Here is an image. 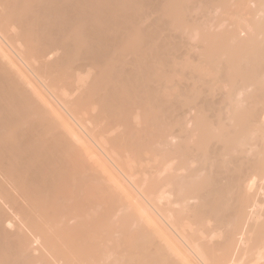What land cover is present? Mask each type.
<instances>
[{
  "label": "bare ground",
  "instance_id": "bare-ground-1",
  "mask_svg": "<svg viewBox=\"0 0 264 264\" xmlns=\"http://www.w3.org/2000/svg\"><path fill=\"white\" fill-rule=\"evenodd\" d=\"M260 179L264 0H0V264H264Z\"/></svg>",
  "mask_w": 264,
  "mask_h": 264
},
{
  "label": "rangeland",
  "instance_id": "rangeland-1",
  "mask_svg": "<svg viewBox=\"0 0 264 264\" xmlns=\"http://www.w3.org/2000/svg\"><path fill=\"white\" fill-rule=\"evenodd\" d=\"M190 26V25H189ZM174 27V26H173ZM185 27L186 26H183V27H181V28H184L185 29ZM193 27V28H192ZM162 28V27H161ZM189 28H192L193 29V31L191 32V31H189V33H190V36L191 37H193V35H192V33H194L195 31H194V26L192 25L191 27H189ZM188 28V29H189ZM183 29V30H184ZM180 30V29H179ZM190 30V29H189ZM188 30L186 29V31L185 32H187ZM179 32H182V30H180V31H178L177 33L179 34ZM189 33H188V37H187V35L185 34V38L187 39H189ZM138 33H135V34H133V35H137ZM195 34H196V32H195ZM180 35V34H179ZM195 37V36H194ZM193 37V38H194ZM197 37V36H196ZM193 38H191L192 40H193ZM195 39V38H194ZM197 39V38H196ZM183 40H185V39H183ZM186 41V40H185ZM185 41H183V44H185L184 42ZM197 41V40H196ZM195 40L194 41H192V43H195L196 42ZM178 42V41H177ZM186 42H190L191 43V40L189 41H186ZM179 43V42H178ZM181 43V42H180ZM180 43H179V45H180ZM188 43L187 44H185V45H183V44H181L180 46H182L183 45V48H185L186 49V47H188L189 48V51L191 50V52H192V48H191V44L190 45H188ZM187 45V46H186ZM193 46L194 45H196V43L195 44H192ZM185 46V47H184ZM181 48V47H180ZM196 48V47H195ZM195 48H193V49H195ZM184 50V49H183ZM187 50V49H186ZM196 50V49H195ZM195 50H193V53H196V51ZM174 56H176V55H174ZM180 74V73H179ZM92 76V75H91ZM177 76H179V75H177ZM180 126H177L176 127V129H178ZM189 127L192 129V131H194L195 133H196V124H195V121H192V122H190L189 123ZM195 138H196V135L194 134L193 135V141L195 140ZM183 139H184V132L183 131H178V133L176 134V137L175 138H173V145L171 146V147H177V146H181L182 144H183ZM170 147V148H171ZM85 154H87V153H85ZM99 155H96V154H90L89 156L88 155H86V157H89V159L91 158V161H93V164L95 165V164H97L96 166H97V168L99 167H102V168H104V167H107V169H109V170H107V171H109L108 173H107V175L106 176H108V175H115V177H117L118 175H119V172H118V170H116V172H115V169L116 168H114V166H113V168L111 167V159H110V157H98ZM106 158V159H105ZM108 159V160H107ZM109 159H110V161H109ZM96 160V161H95ZM101 160H106L107 161V163H104V161H103V165L105 164V166L103 167V165H99L100 163V161ZM99 161V162H98ZM105 161V162H106ZM109 161V162H108ZM97 162V163H96ZM108 163H109V165H108ZM153 163H156V165H158L161 169H163L162 171H161V176H165L166 175V173H167V171H165V169L167 168V166H168V161L166 160V159H163V158H161V157H159V158H157V160L156 161H153ZM110 166V167H109ZM101 168V169H102ZM112 169H114V171L112 170ZM112 170V171H111ZM110 172H112V173H110ZM110 173V174H109ZM114 173H116V174H114ZM109 178H110V176H108ZM110 180H111V178H110ZM110 180H108V182H109V184H112V183H114V182H112V181H110ZM262 179H260L259 180V183H258V181L256 182V184H255V187H256V185H257V187H260L259 189L257 188V189H255V188H253V192L252 193H254V189L255 190H259V191H257L256 192V194H257V197H258V199H260V200H264V195L263 196H261V194H264V191H262V193L261 194H259L260 193V189L263 187L264 188V186H262L261 187V185H262V183L264 184V181H261ZM264 180V179H263ZM260 182H262V183H260ZM259 185H258V184ZM261 184V185H260ZM262 190H264V189H262ZM259 192V193H258ZM123 192H122V189L121 188H119V199H120V197L121 198H123V197H125L124 196V194H122ZM260 196H259V195ZM260 197H263V199H261ZM120 201V200H119ZM238 206H236V207H234L233 209H235V208H237ZM233 209L231 208V211H233ZM238 209V208H237ZM240 209H242V207H240ZM257 209H258V211L261 213V215L259 214V216H262V217H260V218H262V220L264 219V202H263V204L261 205H259V207H257ZM236 210V209H235ZM234 210V211H235ZM211 225H214V223H211ZM222 228V229H221ZM220 229V230H219ZM217 230L218 231H215V232H213V233H211V235L209 236L210 238L207 240L208 242H209V244H210V249H209V251L210 252H212V258H210V260L212 261H210L209 259V263L210 264H233V263H235L236 264V262H237V264H257V261H256V257H255V255H254V251L253 250H255L254 248H256V245H255V243L253 242V244H252V242H250L248 245H246V249H244L243 248V244H242V242H240L239 240H237L236 238H235V236L233 235L234 234V232H233V230H231V229H229V228H227V227H225L224 228V226L222 227H218L217 228ZM119 235H120V233H116V236L117 237H119ZM38 243L35 241L34 242V246H36ZM247 248H248V250H247ZM167 252H168V256L169 255H171V253H173V250H171V249H169V250H167ZM243 253H245L244 254V256H243ZM242 255V259L240 258V256ZM210 256V255H209ZM238 256H239V258L241 259V262H240V260H239V258H238ZM237 258V261L236 262H233L234 261V258ZM240 262V263H239ZM202 264H204V263H202Z\"/></svg>",
  "mask_w": 264,
  "mask_h": 264
}]
</instances>
